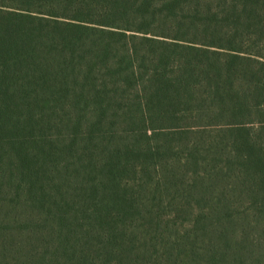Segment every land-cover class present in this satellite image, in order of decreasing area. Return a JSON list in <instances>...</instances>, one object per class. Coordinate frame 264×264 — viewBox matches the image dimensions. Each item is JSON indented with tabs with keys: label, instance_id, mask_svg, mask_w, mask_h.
Returning <instances> with one entry per match:
<instances>
[{
	"label": "trees",
	"instance_id": "obj_1",
	"mask_svg": "<svg viewBox=\"0 0 264 264\" xmlns=\"http://www.w3.org/2000/svg\"><path fill=\"white\" fill-rule=\"evenodd\" d=\"M0 264H264V0H0Z\"/></svg>",
	"mask_w": 264,
	"mask_h": 264
}]
</instances>
